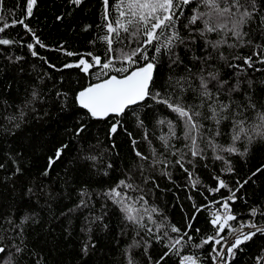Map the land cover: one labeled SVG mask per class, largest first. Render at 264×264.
Masks as SVG:
<instances>
[{"label":"snow or ice","instance_id":"snow-or-ice-1","mask_svg":"<svg viewBox=\"0 0 264 264\" xmlns=\"http://www.w3.org/2000/svg\"><path fill=\"white\" fill-rule=\"evenodd\" d=\"M51 5L0 0V264H264V0Z\"/></svg>","mask_w":264,"mask_h":264},{"label":"trees","instance_id":"trees-1","mask_svg":"<svg viewBox=\"0 0 264 264\" xmlns=\"http://www.w3.org/2000/svg\"><path fill=\"white\" fill-rule=\"evenodd\" d=\"M14 3L15 0H7L8 7H12ZM57 3H59V0H57ZM92 3L94 4L95 0H92ZM54 11L55 9L51 5V0H40L39 12L37 13V20L40 21V26L44 27L46 24L49 25V27L46 29V32L50 34L52 40H55L59 36L63 35L65 38L73 42L75 46L79 47L83 43V40L73 36L67 28L56 29L50 26L51 22L49 20V17L53 14ZM76 19L77 21L90 22L95 19V17L87 13H77ZM12 34L15 35V32L13 31ZM0 63H2V61H0ZM0 194H3L2 196H0V200H3V198L7 196V190L3 187H0ZM171 215L174 217V219H179V209H176L173 213H171ZM53 227H55V225H53ZM55 235L57 237H60V232L58 228L56 230ZM49 240H51V237H49ZM51 246L52 245L50 243L48 247ZM45 255H48L50 257L49 264H57L58 261H64V264H76L74 244L64 242L62 237H60L59 251H46ZM100 255H103V253H101ZM116 255V251L115 249H113L111 256L104 257V259L101 260V264H117V262L112 259V256Z\"/></svg>","mask_w":264,"mask_h":264}]
</instances>
